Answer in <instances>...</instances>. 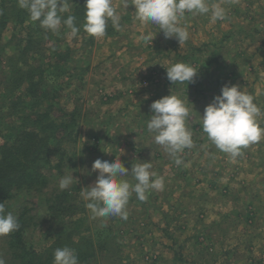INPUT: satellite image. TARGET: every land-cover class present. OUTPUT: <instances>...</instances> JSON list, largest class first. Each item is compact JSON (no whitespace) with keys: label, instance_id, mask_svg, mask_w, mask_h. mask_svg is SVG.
Segmentation results:
<instances>
[{"label":"rangeland","instance_id":"obj_1","mask_svg":"<svg viewBox=\"0 0 264 264\" xmlns=\"http://www.w3.org/2000/svg\"><path fill=\"white\" fill-rule=\"evenodd\" d=\"M209 3H221L227 19L186 14L181 24L189 37L179 45L158 26L137 21L133 5L123 9L121 0H113L121 30L113 27V35L81 43L62 29L56 48L68 51V58L55 66L43 63L47 83L62 84L59 106L77 116L75 162L64 176L72 172L79 181L72 186L80 219L87 222L81 240L94 245L91 264H264V138L231 158L211 144L199 123L222 86L238 84L261 109L264 127V0ZM148 33L152 44L141 38ZM177 62L198 70L194 83L172 85L166 78L165 68ZM170 91L190 101L195 146L179 154V166L147 130L151 103ZM119 156L129 170L151 162L164 188L149 191L146 201L133 193L127 219H91L80 191L96 181V159ZM49 223L42 221L34 238Z\"/></svg>","mask_w":264,"mask_h":264},{"label":"trees","instance_id":"obj_2","mask_svg":"<svg viewBox=\"0 0 264 264\" xmlns=\"http://www.w3.org/2000/svg\"><path fill=\"white\" fill-rule=\"evenodd\" d=\"M69 7L65 18L75 15L81 43L90 41L82 27L84 0H69ZM108 24L106 34L113 35ZM49 32L32 22L17 0H0V203L20 224L19 230L0 236L6 264H53L54 250L65 246L75 250L81 264H91L95 254L92 241L81 240L87 222L80 219L83 209L73 192L77 187H58L65 168L75 162L77 116L57 102L61 82L49 85L44 78V62L55 66L69 54L57 51L61 39ZM46 219L53 223L34 238Z\"/></svg>","mask_w":264,"mask_h":264},{"label":"clouds","instance_id":"obj_3","mask_svg":"<svg viewBox=\"0 0 264 264\" xmlns=\"http://www.w3.org/2000/svg\"><path fill=\"white\" fill-rule=\"evenodd\" d=\"M21 9L27 10L32 22H38L46 31L58 34L61 27L70 30L73 38L80 28L75 15L69 13V0H17ZM134 6L135 19L142 24L158 26L165 38H175L179 45L189 37L187 27L181 24L186 14L192 16L211 14L213 20L227 19V10L221 3L209 0H121V7ZM121 30L120 15L113 0H84V21L82 27L92 38L101 39L106 35L108 22ZM152 44L153 35L141 37ZM165 68V67H164ZM166 69V78L172 85L195 82L198 70L192 65L177 62ZM147 99V97H145ZM188 97L182 99L170 91L150 105L152 115L147 122V130L154 142L175 159L176 165L183 163L179 154L195 146L193 133L188 125L191 120ZM261 109L254 103L251 94L240 85L225 84L200 115V125L207 139L221 152L236 158L242 150L264 138V127L258 123ZM91 172H98L96 181L81 189L80 196L91 212V219L120 217L127 219V205L133 193L140 201H146L151 190H163L164 178L152 171L151 162L132 164L131 170L124 166L120 156L112 162L96 159ZM79 183L72 172L59 179L60 191ZM20 224L11 211H5L0 203V236H7L19 230ZM0 264L6 259L0 255ZM53 264H79L74 249L67 246L54 250Z\"/></svg>","mask_w":264,"mask_h":264}]
</instances>
